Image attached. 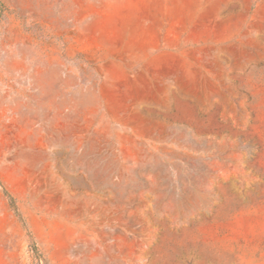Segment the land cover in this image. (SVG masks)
Listing matches in <instances>:
<instances>
[{
  "label": "rangeland",
  "instance_id": "374dc122",
  "mask_svg": "<svg viewBox=\"0 0 264 264\" xmlns=\"http://www.w3.org/2000/svg\"><path fill=\"white\" fill-rule=\"evenodd\" d=\"M0 264H264V0H0Z\"/></svg>",
  "mask_w": 264,
  "mask_h": 264
}]
</instances>
